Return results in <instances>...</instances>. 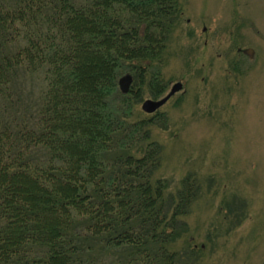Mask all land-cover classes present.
Wrapping results in <instances>:
<instances>
[{
    "label": "trees",
    "instance_id": "obj_1",
    "mask_svg": "<svg viewBox=\"0 0 264 264\" xmlns=\"http://www.w3.org/2000/svg\"><path fill=\"white\" fill-rule=\"evenodd\" d=\"M177 11L0 0V264H176L192 184L168 195L154 176L160 147L118 79L159 60Z\"/></svg>",
    "mask_w": 264,
    "mask_h": 264
},
{
    "label": "rangeland",
    "instance_id": "obj_2",
    "mask_svg": "<svg viewBox=\"0 0 264 264\" xmlns=\"http://www.w3.org/2000/svg\"><path fill=\"white\" fill-rule=\"evenodd\" d=\"M177 1L159 60L121 74L132 75L137 94L130 118L149 121L160 147L154 176L168 195L192 184L176 264H264V0ZM20 81L32 94L33 77ZM175 82L182 88L161 107L141 109Z\"/></svg>",
    "mask_w": 264,
    "mask_h": 264
},
{
    "label": "water",
    "instance_id": "obj_3",
    "mask_svg": "<svg viewBox=\"0 0 264 264\" xmlns=\"http://www.w3.org/2000/svg\"><path fill=\"white\" fill-rule=\"evenodd\" d=\"M243 53L248 54L250 57L253 54V50L251 48H247L243 50ZM133 77L130 73H124L118 79V88L122 93H127L130 90L132 84ZM182 88L181 82H175L169 92L166 93L163 97L159 99H145L142 102L141 109L146 113H152L161 107L172 95H174L177 91Z\"/></svg>",
    "mask_w": 264,
    "mask_h": 264
}]
</instances>
